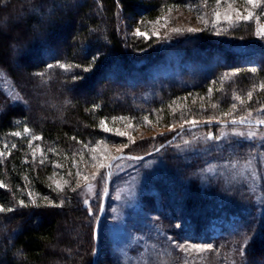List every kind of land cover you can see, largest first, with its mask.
Here are the masks:
<instances>
[{
	"label": "trees",
	"instance_id": "obj_1",
	"mask_svg": "<svg viewBox=\"0 0 264 264\" xmlns=\"http://www.w3.org/2000/svg\"><path fill=\"white\" fill-rule=\"evenodd\" d=\"M215 1L167 4L201 8ZM138 5L136 0H0V69L20 97L13 103L0 90V207L5 209L0 211V264H91L96 216L91 218L85 208L73 173L87 159L85 145L114 138L109 132L119 118H147L164 127L183 121L161 142L168 141L163 149L182 132L219 126L188 128L199 124H187L190 119L235 120L240 116L231 108L236 99L250 106L264 104V55L253 72L228 49V36L244 40L245 26L224 33V40L198 35L191 45L177 43L186 52L196 48L219 55L222 62L214 69H182L170 77L133 82L118 79V67L133 71L160 52L155 38L123 35L119 15L123 19ZM141 5L144 17L156 16L154 3ZM23 127L39 137L40 154L29 144L30 137L21 135ZM166 162L152 184L161 196L156 207L167 228L168 211L180 208L181 213H174L178 222L183 225L189 216L187 225L199 236L219 202L221 210L237 209L239 214L233 230L214 240L233 245L238 261L264 262V209L258 214L251 196L224 200L217 184L201 189L187 176L186 162L176 156H167ZM54 172L66 177V186L58 189L51 182ZM96 252L97 264L99 239Z\"/></svg>",
	"mask_w": 264,
	"mask_h": 264
},
{
	"label": "rangeland",
	"instance_id": "obj_2",
	"mask_svg": "<svg viewBox=\"0 0 264 264\" xmlns=\"http://www.w3.org/2000/svg\"><path fill=\"white\" fill-rule=\"evenodd\" d=\"M136 2L140 5L135 6L132 14L123 19L119 15L118 23L123 35L155 38L160 52L154 60L133 71L125 72L118 67L114 73L118 79L125 76L133 82L148 77H170L182 69H214L216 62H222L219 55L196 48H189L186 52L177 43L182 40L184 45H191L198 35L224 40L227 37L224 33L230 34L233 29L243 26L246 29L244 40L228 36V49L237 54L243 67L260 69L258 61L264 55V36L258 29H264V0H258L256 6L248 4L247 0H216L201 8L196 5H168L167 0ZM150 2L155 5L152 7L156 16L147 19L141 4ZM92 10L96 14V9ZM137 31L145 35H136ZM0 90L11 102H20L12 80L2 69ZM235 103L231 108L240 114L235 120H264V104L250 106L241 101L239 104L237 99ZM123 118L109 132L114 138L84 146L89 152L87 159L79 163L73 173L91 218L98 215L105 191V167L112 157L118 153L154 150L176 128L185 125L182 121L164 127L146 119ZM205 121L190 119L187 124ZM25 129L22 128L21 135L30 137L29 144L40 154L35 142L37 136ZM170 155L186 162L187 176L197 181L201 189L217 184L224 200H246L251 196L258 214L264 209V126L219 125L188 130L178 135L171 145L150 156L143 159L124 157L114 162L106 207L98 230L100 252L97 264H247L245 259L238 261L233 245H226L222 239L214 240L233 230L239 210H221L222 205L217 202L216 212L199 236L187 225L189 216L183 225L178 222L176 215L178 211L181 213L180 208L174 212L176 215L168 211L169 228L160 220L156 204L161 196L152 183L166 170L167 156ZM50 180L58 189L67 184L66 177L57 172L51 174ZM151 198L155 206L151 205ZM207 209L211 210V206ZM205 244L211 245V249L197 251L192 247ZM179 245H184V248Z\"/></svg>",
	"mask_w": 264,
	"mask_h": 264
},
{
	"label": "water",
	"instance_id": "obj_3",
	"mask_svg": "<svg viewBox=\"0 0 264 264\" xmlns=\"http://www.w3.org/2000/svg\"><path fill=\"white\" fill-rule=\"evenodd\" d=\"M259 121H245V120H225V121H207V122H203V123H199V124H195V125H191L188 128H193L194 126H210V125H257V126H264V124H260L258 123ZM181 130H179L178 132H176L171 139H174L180 132ZM168 143V141L163 142L161 145H159L156 149L152 150L151 152L147 153V154H142V155H133V154H128V153H118L116 154L114 157H112L109 162L107 163L106 167H105V172H106V178H105V191L103 194V197L101 199V203H100V207H99V211H98V215L96 217V221L94 224V231H93V235L95 238V248H94V252H93V257H92V262L91 264H96V258H97V248H98V230H99V224L101 221L102 216L104 215V211H105V207H106V198H107V194H108V189H109V185H110V173H111V167L114 164V162L120 158H134V159H142L147 157L148 155H150L151 153H155L157 152L159 149H161L163 146H165ZM116 158V159H114Z\"/></svg>",
	"mask_w": 264,
	"mask_h": 264
},
{
	"label": "snow or ice",
	"instance_id": "obj_4",
	"mask_svg": "<svg viewBox=\"0 0 264 264\" xmlns=\"http://www.w3.org/2000/svg\"><path fill=\"white\" fill-rule=\"evenodd\" d=\"M247 3H248V4H251V5H253V6H256L257 3H258V0H247ZM245 19H247V17H245ZM190 31H192V29H190ZM258 32H259L260 35L264 36V29H258ZM136 35H145V34L142 33V32L137 31ZM93 59H95V58H93ZM48 67L51 68V67H53V65H48ZM60 67H62V68H66V67H69V66L60 65ZM85 71H88V69L85 68ZM251 71L255 72L256 69L253 68V69H251ZM260 87H261V88H264V84H261ZM251 95H252V93L249 92V93H248V96L251 97ZM237 98H238V97H237ZM233 107H235V105H233ZM119 119H125V118H119ZM145 119H147V118H145ZM193 123H194V122H193ZM258 123H260V124H264V120H261V121H259ZM101 124H104V122L101 121ZM104 130H105V131H108L107 127H105ZM25 131L27 132L28 129H25ZM117 134H118V135H124V133H120V132H117ZM13 135H17V133H13ZM35 138H36V139H39V137H35ZM209 138H211V137H209ZM123 147H127V145H124ZM114 159H116V158H114ZM101 167H103V165H101ZM85 179H87V177H85ZM2 186H3V185H0V187H2ZM19 203H20L21 205H24V201H20ZM4 210H5L4 208L0 207V211H4ZM7 211H12V209L9 208V209H7ZM179 247L184 248V245H179ZM192 247L195 248L197 251H204V250H207V249H211L212 246H211V245H207V244H205V245H193Z\"/></svg>",
	"mask_w": 264,
	"mask_h": 264
}]
</instances>
